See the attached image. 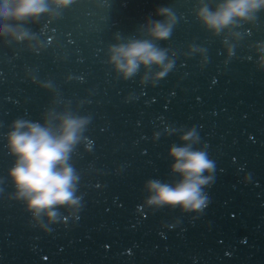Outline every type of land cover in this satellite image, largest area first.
<instances>
[{
    "label": "water",
    "instance_id": "water-1",
    "mask_svg": "<svg viewBox=\"0 0 264 264\" xmlns=\"http://www.w3.org/2000/svg\"><path fill=\"white\" fill-rule=\"evenodd\" d=\"M161 6L176 17L171 37L158 42L173 70L155 87L139 83L153 69L121 80L104 62L108 46L143 38ZM195 6L75 0L21 24L33 39L0 37V264H264V11L213 35ZM49 110L91 119L71 160L83 207L78 218L62 210L63 222L42 231L13 198L2 136L13 120ZM193 126L196 147L216 164L207 207L143 206L146 179H176L166 155L172 130Z\"/></svg>",
    "mask_w": 264,
    "mask_h": 264
},
{
    "label": "clouds",
    "instance_id": "clouds-1",
    "mask_svg": "<svg viewBox=\"0 0 264 264\" xmlns=\"http://www.w3.org/2000/svg\"><path fill=\"white\" fill-rule=\"evenodd\" d=\"M75 0H0V37L17 42L33 39V34L20 27L26 21H35L54 7L64 9ZM257 11H264V0H219L210 8L204 0H197L194 18L201 26L219 35L222 31L250 20ZM154 15L142 26L143 38H131L108 46L106 64L121 80H129L143 69H153L150 78L145 74L139 83L155 87L174 68L168 49L158 42L168 40L173 32L176 17L167 7H157ZM195 51V49H193ZM229 55L231 50L229 49ZM258 65L264 68V49L258 56ZM35 82V80H33ZM43 89L50 85L40 84ZM127 102V99H125ZM90 117L71 112L45 111L37 120H13L3 134L5 148L13 158L7 177L14 189L13 198L20 201L24 211L35 220L36 227L62 223L61 212L69 216L78 214L83 198L78 195L80 174L73 166L72 153L81 143L90 123ZM176 142L166 152L173 182L158 178L143 183L146 207H168L182 213L202 212L209 203L205 188L214 181L216 170L205 147L200 143L197 129H173ZM92 141L85 145L90 150Z\"/></svg>",
    "mask_w": 264,
    "mask_h": 264
}]
</instances>
